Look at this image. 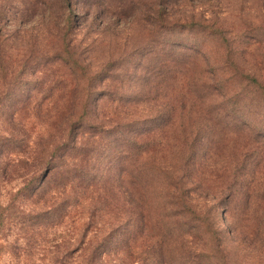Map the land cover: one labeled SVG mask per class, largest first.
<instances>
[{
  "label": "rangeland",
  "instance_id": "1",
  "mask_svg": "<svg viewBox=\"0 0 264 264\" xmlns=\"http://www.w3.org/2000/svg\"><path fill=\"white\" fill-rule=\"evenodd\" d=\"M26 1L0 0V264H264V0ZM67 15L84 65H116L107 86L133 96L136 122L102 101L96 182L66 204L59 188L35 194L45 171L27 157L57 141L42 67ZM172 112L192 141L153 149L145 172L121 155L123 135Z\"/></svg>",
  "mask_w": 264,
  "mask_h": 264
},
{
  "label": "trees",
  "instance_id": "2",
  "mask_svg": "<svg viewBox=\"0 0 264 264\" xmlns=\"http://www.w3.org/2000/svg\"><path fill=\"white\" fill-rule=\"evenodd\" d=\"M49 1H51L49 5L51 7L53 5L52 0H27L26 2L35 6L37 3L41 5ZM58 1L61 2L60 8H64V6L65 9L69 8V0ZM73 17L75 18L76 16ZM73 17L68 15L63 17V25L54 37L55 40L53 42L57 40L56 44L51 43L53 47L50 52L45 54L47 56L46 64L42 67L44 75L48 73L47 76L55 78V95L52 93L46 97L52 98L51 112L55 118L54 127L57 141L45 143V145L40 146L37 150L38 152L27 157V159L31 158L32 163L35 162V164L42 166L45 171L41 183L35 189V194L48 193L47 190L51 187L59 188V191L55 193L62 195L64 198L61 201L66 204L69 200V193L79 189L87 191L96 182L86 169L88 163L92 160L94 146L103 141L87 140L103 131L105 115L101 114L103 112L102 101L105 98L108 101H113L112 103L115 105H113V112L110 114L113 117L123 116V119H126L123 123L124 125L121 124L126 131L132 128L136 122L130 120L133 117V113L122 112V104L126 105L129 103L133 96H118L113 99L117 93L109 89L114 88L111 83L107 86L110 75L113 76L112 81L118 80V75L115 74L116 65L113 63L102 64L98 69L96 67L95 71L91 70V67L84 65L79 48L76 44H72L73 40L70 38L72 31L77 27H74L75 23H78L77 19H79L78 16L74 21ZM33 50L35 53L37 52L35 49ZM149 68L152 69L151 74H153V77L157 74L161 75V67L157 71H154L155 67L153 68V66ZM164 68L165 66H163ZM10 74L11 71L5 66L4 56L0 53V76L4 79ZM118 88L117 86L115 87V89ZM91 103L94 104L93 112L90 111L92 108ZM180 106H182V103ZM100 116L102 117L100 118ZM111 121L106 123L110 124L112 123ZM156 122L159 125L162 123L160 131L157 128L153 129L150 127L151 125L147 126L144 122H141L144 126L143 131L129 140L127 139V133L123 135L124 139L120 141V146L122 147L121 155L125 156L126 159L128 158V161L132 162L135 157L138 161L145 162L141 166L138 161H135L138 167L140 165L144 170L143 172L151 170V166L148 168L146 166L152 165L151 161L154 158L153 149H164L165 144L168 145L173 142L170 145L177 150L181 147V141H192V135H190L191 127L185 128V125L188 124L186 121L183 124L179 123V118L177 119L175 112L160 114ZM178 126H181L180 128L183 131H178L180 135L171 139L168 134L171 129H176ZM139 137L143 139L139 141ZM178 140L180 142H174ZM107 142L110 144L111 141ZM135 172L139 174L141 169L139 168ZM133 178L134 180L137 179L134 176ZM180 187V180L175 182L169 179V188L180 189ZM99 198L104 200L107 199V196H99Z\"/></svg>",
  "mask_w": 264,
  "mask_h": 264
}]
</instances>
